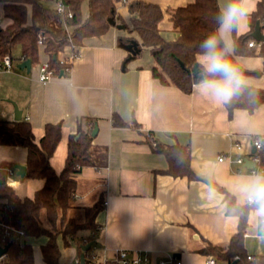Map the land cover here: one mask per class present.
I'll use <instances>...</instances> for the list:
<instances>
[{"label": "crops", "instance_id": "0c3cea01", "mask_svg": "<svg viewBox=\"0 0 264 264\" xmlns=\"http://www.w3.org/2000/svg\"><path fill=\"white\" fill-rule=\"evenodd\" d=\"M134 1L137 0H122L117 5L125 24L118 23L106 34L84 40L81 54L70 72H62L45 84L39 82L40 64H32L30 73L21 69L15 73L0 72V121H15L14 102L22 111V120L34 128L37 141L46 125L61 124V142L65 140L67 147L69 138L80 129L92 134L98 126L93 144L107 149V164L100 169L89 167L83 171L76 199L85 206L91 201L96 203L102 195L105 197V209L97 217L102 253L111 257L122 249L132 255L147 253L151 264H159L172 256L182 264H207L208 258L214 257L201 250L208 243L228 247L240 228V218L219 215L215 204L225 202L226 196L216 187L217 201H206L205 185L211 180L230 193L231 178L248 172L235 161L253 152L254 138L264 137V105L253 113L236 109L230 116L227 105L213 103L195 87L191 94H186L154 78L155 61L151 51L138 41L132 52L123 47L132 43L120 41L130 35L129 4ZM142 1L160 5L165 12L159 25L161 34L166 40L174 41L179 33L174 30L168 10L195 0ZM260 1L249 0L250 15ZM218 2L221 7L224 0ZM0 21L3 27L9 24L4 18L2 3ZM118 25H125V29ZM263 25L261 21L253 25L248 18L237 36L253 35L257 26L264 35ZM66 48L59 53V58L68 55L70 49ZM140 50L141 54L134 57ZM239 57L244 69L264 71L263 58ZM48 59L50 56L41 52L40 63ZM248 76L252 87L264 89V72L260 76ZM118 119L128 125L117 124ZM175 144L191 149V166L200 179L164 174L169 162L157 147ZM222 155L227 159L220 161ZM27 156L24 147L0 145V178H5L21 198L33 195L43 186L42 180L17 176L16 166H27ZM9 169L16 172L12 178L6 175ZM99 190L103 192L94 197ZM253 228L249 213L244 231L246 251L252 257L264 256V241L253 235ZM47 240L44 236L27 238L35 251V264H47L42 253ZM59 245L63 252L59 264H77V247H65L61 237Z\"/></svg>", "mask_w": 264, "mask_h": 264}, {"label": "trees", "instance_id": "16d2710c", "mask_svg": "<svg viewBox=\"0 0 264 264\" xmlns=\"http://www.w3.org/2000/svg\"><path fill=\"white\" fill-rule=\"evenodd\" d=\"M49 1L52 0H0L4 18L9 20V24L0 29V61L10 54L16 69H19L18 62L25 60H30L34 65L40 64V54L45 52L50 56V67L58 75L70 67L69 64L60 63L59 53L65 47L71 46L78 52L86 38L106 34L113 27L112 20L117 24H125L117 12V5L122 0H65L74 13L75 29L70 38L55 9L48 6ZM84 5L88 7L87 16ZM219 8L218 0H195L186 6L168 10L174 30L179 33L176 40L170 41L160 31L159 25L165 16L160 5L137 0L129 4L132 14L130 35L120 41L124 44L139 41L154 55V78L166 86H175L191 94L195 84L193 70L196 67L198 46L214 29V17ZM249 19L253 25L257 21L264 23V0L258 3L257 10ZM262 28L264 30V25ZM40 39L43 40V46L39 45ZM236 39L239 56H259L264 60V41H255L257 45L250 47L249 43L255 40L252 33L236 34ZM140 54L141 50L134 57ZM243 70L246 75L252 76H260L264 72ZM251 91V96L245 93L242 98L227 105L230 116L236 109L253 113L264 105V89L251 86ZM116 123L128 125L120 119ZM62 137L61 124L46 125L43 136L37 141L29 122L0 121V145L24 147L28 153L27 178L43 181V186L33 195L21 198L6 182L1 183V177L0 215L6 223L23 229L27 238L47 237L46 244L42 246L43 259L47 264H59L63 253L59 245L60 237L65 247H77L79 258L82 248L93 242L94 245L86 253L87 262L96 256L94 246L100 239L97 217L106 206L103 195L96 203L85 206L78 203L76 195L80 188L79 176L86 168L100 169L106 166L107 149L93 144L91 131L80 129L77 135L69 138L64 167L57 171L51 159ZM190 150L181 144L158 145L157 151L165 155L169 162L164 174L188 177L190 180L200 179L192 169ZM261 154L264 155V150ZM216 187L226 196V203L233 201L231 193ZM233 215L239 216L240 228L231 238L229 246L225 248L208 243L201 252L223 264H264V256L249 258L245 248L244 231L247 228L248 210L238 209ZM27 238L23 242L11 243L0 264H35V251Z\"/></svg>", "mask_w": 264, "mask_h": 264}, {"label": "clouds", "instance_id": "9594fccd", "mask_svg": "<svg viewBox=\"0 0 264 264\" xmlns=\"http://www.w3.org/2000/svg\"><path fill=\"white\" fill-rule=\"evenodd\" d=\"M251 9L249 0H224L214 17V29L199 43L195 56L194 87L199 94L217 105H228L251 96L250 77L241 67L236 34L247 25ZM264 148V137L256 141ZM233 201L215 204L221 216H230L238 209H247L253 217V235L264 241V169L241 173L231 178L228 185ZM204 199L215 203L218 190L209 180Z\"/></svg>", "mask_w": 264, "mask_h": 264}, {"label": "built area", "instance_id": "2783aa9c", "mask_svg": "<svg viewBox=\"0 0 264 264\" xmlns=\"http://www.w3.org/2000/svg\"><path fill=\"white\" fill-rule=\"evenodd\" d=\"M56 3L55 12L58 15V19L67 32L68 36L72 38L75 25L73 24V18L74 13L73 11L68 7V5L65 3V0H53ZM3 24L2 21H0V29H2ZM39 45L43 46V40H39ZM257 43L255 41H252L249 43V46H255ZM66 48V47H65ZM66 49H70V52L68 55H64L63 57L59 58L61 64H69L70 67H68L64 72H70L73 68L74 62L79 58L80 51H75L73 47L67 46ZM50 60H46L39 65V82L42 83H48L51 80H53L57 73L54 69L50 67ZM16 66L13 61V58L10 54L5 55L1 61H0V72H8V73H15L16 72ZM261 137H256L253 139V152L247 155L239 156L236 159V164L241 166V168H246L248 172H251L253 170H262L264 169V155L261 154V151L264 150V148H258L256 141L260 139ZM238 149H241L240 145H237ZM227 159L226 155H222L220 157V161H224ZM251 162L253 165L250 167L246 166L247 162ZM16 172L12 169L7 170L6 175L8 178H12L15 176ZM27 238V234L23 229L17 228L13 225H10L6 223L1 215H0V246L5 247L6 245H10L13 242H23ZM115 255L111 257H107L103 262H97L98 258L94 256L89 262L86 260V264H151L152 260L150 255H147V253H137L135 255H132L130 251L128 250H122L118 249L114 253ZM6 256V254L1 258L3 259ZM251 258V256L249 257ZM0 259V260H1ZM87 259V257H86ZM81 259H77V264H80ZM159 264H182L181 261H179L176 256L170 257L168 260H163L159 262ZM207 264H218L216 259L214 258H208Z\"/></svg>", "mask_w": 264, "mask_h": 264}, {"label": "water", "instance_id": "95a60500", "mask_svg": "<svg viewBox=\"0 0 264 264\" xmlns=\"http://www.w3.org/2000/svg\"><path fill=\"white\" fill-rule=\"evenodd\" d=\"M112 25L113 26H116L117 23L115 21H111ZM118 27L120 29H125V25H118ZM257 29H255L254 33H253V37L256 39V41H264V35H262V32H261V28L259 26L256 27ZM135 45V46H134ZM124 48L132 51V52H135V49L137 48V42H132V45H123ZM182 64V63H181ZM183 66V64H182ZM18 68L21 69V70H27L28 73H30L31 69H32V62L30 60H25L23 61L21 64L18 65ZM195 70V68H194ZM193 70V71H194ZM13 105L15 107V121H20L22 120V111L19 110L18 106L16 105V103L13 102ZM98 131V126L95 127L93 133H92V136H96V133ZM253 164L251 162H247L246 163V166L247 167H250L252 166ZM16 169L18 170L17 172V176L21 177V178H25L26 175H27V166L25 165H17L16 166ZM6 182V179L3 178L1 180V183H5ZM94 245L93 242L89 243L88 245L84 246L82 248V254L80 256V259H81V262L80 264H86V253L87 251ZM10 249V245H6L5 247H1L0 246V259L9 251Z\"/></svg>", "mask_w": 264, "mask_h": 264}, {"label": "rangeland", "instance_id": "374dc122", "mask_svg": "<svg viewBox=\"0 0 264 264\" xmlns=\"http://www.w3.org/2000/svg\"><path fill=\"white\" fill-rule=\"evenodd\" d=\"M48 6H50L53 9H55V7H57L56 6V3L53 0L52 1H49ZM83 7H84V12H85L86 11V8H88V7H86V5H84ZM15 55L18 56L19 53H15ZM66 156H67V146H66V141L63 140L59 144L56 153L54 154V156L51 159L52 164L56 168L57 171H61L62 168L64 167V164H65V161H66L65 160L66 159ZM102 192H101V190L97 191V193L95 194L94 197H98ZM93 200H94V198H93ZM86 204H90L91 205V204H93V202L91 201V202L86 203ZM73 247L76 248L75 245H73ZM94 251L96 253V257L98 258V261L97 262H103L108 257L107 255H104L102 253L100 241H97V243L95 244Z\"/></svg>", "mask_w": 264, "mask_h": 264}]
</instances>
